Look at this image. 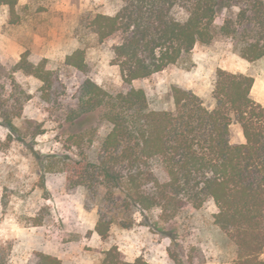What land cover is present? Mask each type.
Instances as JSON below:
<instances>
[{
  "label": "trees",
  "instance_id": "trees-1",
  "mask_svg": "<svg viewBox=\"0 0 264 264\" xmlns=\"http://www.w3.org/2000/svg\"><path fill=\"white\" fill-rule=\"evenodd\" d=\"M18 0H0L11 17ZM186 14L177 19L172 10ZM221 15L219 25L215 19ZM84 26L98 43L111 41V61L118 65L123 88L110 93L85 78L76 102L68 104L65 121L82 128L68 134L78 153L62 158L66 187L98 179L110 191L141 210L160 209L174 217L185 205L214 203L213 223L234 248L233 264H264V105L254 100L251 75L217 68L212 105L189 89L173 85L172 107H149L143 88L133 81L149 77L190 53L196 43L216 35L229 37L247 61L264 56V0H121L114 14L96 13ZM66 65L87 71L84 50L67 54ZM46 58L34 61L24 51L17 67L40 79L42 96L52 93L56 73ZM4 120L14 129L10 116ZM237 123L243 141L230 143L229 126ZM107 125L104 133L99 127ZM88 137L95 146L84 147ZM87 148V149H86ZM41 224L34 218L33 225ZM94 231L105 239L109 221L100 217ZM0 247V264H7ZM176 264L179 259L174 258ZM29 264H62L55 256L33 253ZM100 264H150L142 256L125 260L117 246L103 252Z\"/></svg>",
  "mask_w": 264,
  "mask_h": 264
},
{
  "label": "rangeland",
  "instance_id": "rangeland-1",
  "mask_svg": "<svg viewBox=\"0 0 264 264\" xmlns=\"http://www.w3.org/2000/svg\"><path fill=\"white\" fill-rule=\"evenodd\" d=\"M120 4L121 0H18L13 17L6 5L0 6V247L7 252V264H29L36 251L55 255L62 264H100L112 245L128 261L142 256L150 264H176L175 257L178 264H233L234 248L213 223L216 207L211 201L200 208L185 205L165 219L159 208L141 210L129 204L119 188L101 187L99 178L66 187L62 158L78 153L69 145L68 134L82 125L70 126L65 117L68 104L76 102L78 86L90 78L110 93L123 88L119 67L111 61V41L98 43L84 21L96 13L114 14ZM172 13L177 19L186 16L180 7ZM221 19L218 15L215 24ZM77 48L84 50L87 71L64 63ZM27 50L34 61L46 58V68L56 73L48 100L42 97L43 82L17 67ZM217 68L253 76L251 95L264 105V56L247 61L231 38L220 35L209 44L196 43L176 63L134 80L133 86L145 90L154 109L172 107L173 85L212 105ZM106 129V124L100 125L99 133ZM229 141H243L237 123L229 126ZM82 144L95 146L88 137ZM100 217L109 221L105 239L94 231ZM34 218L41 224L33 225Z\"/></svg>",
  "mask_w": 264,
  "mask_h": 264
},
{
  "label": "crops",
  "instance_id": "crops-1",
  "mask_svg": "<svg viewBox=\"0 0 264 264\" xmlns=\"http://www.w3.org/2000/svg\"><path fill=\"white\" fill-rule=\"evenodd\" d=\"M256 83V79L254 78V82H253V85L251 87V90H250V93L252 94L253 93V87H254V84Z\"/></svg>",
  "mask_w": 264,
  "mask_h": 264
}]
</instances>
